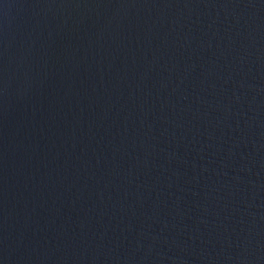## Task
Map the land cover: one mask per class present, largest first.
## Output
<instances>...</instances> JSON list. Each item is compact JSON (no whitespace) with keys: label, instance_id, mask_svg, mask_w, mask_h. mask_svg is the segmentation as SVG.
<instances>
[{"label":"water","instance_id":"obj_1","mask_svg":"<svg viewBox=\"0 0 264 264\" xmlns=\"http://www.w3.org/2000/svg\"><path fill=\"white\" fill-rule=\"evenodd\" d=\"M0 264H264V0H0Z\"/></svg>","mask_w":264,"mask_h":264}]
</instances>
